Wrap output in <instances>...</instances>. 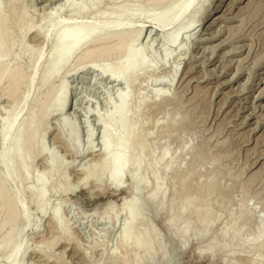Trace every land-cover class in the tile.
<instances>
[{"label":"rangeland","instance_id":"1","mask_svg":"<svg viewBox=\"0 0 264 264\" xmlns=\"http://www.w3.org/2000/svg\"><path fill=\"white\" fill-rule=\"evenodd\" d=\"M146 1H0V25L9 32L14 53L0 56V63L23 74L14 98L8 97L7 79H0V186L7 200L18 201L12 221H7L8 207L0 208V244L13 228L0 264H140V257L149 259L144 253L156 247L158 234L144 218L129 224L131 214L141 212L138 199L128 197L126 189L133 174L138 175L136 184L147 179L166 188L176 205L178 221L173 222L189 224V234L199 237L194 227L207 232L215 224V231L231 232L244 248L228 260L222 252L200 253L194 239L177 250L165 212L152 216L179 264H264V238H259L264 231V0H224L227 9L217 11L219 0H195L184 15L170 18L162 28L150 17L180 11L188 0L174 5L166 1L160 8ZM84 3L91 8L87 13L71 12L70 5ZM172 6L175 10L168 13ZM130 10L138 15L116 20V12ZM206 13L208 20L221 19L170 42ZM88 29L104 37L117 29L125 38L140 33L132 50L143 65L126 80L114 82L100 69L112 70L120 63L118 57L78 61L93 45L89 40L43 86L44 72L61 53L52 52L56 36ZM102 41L97 47L116 44V39ZM62 83L67 92L64 111L44 120L26 158V146H19L15 137L38 115L46 91L58 90ZM122 95L125 126L115 114ZM16 113V121L3 131ZM98 118L108 122L114 139L128 141L125 162L135 167L119 191L106 183ZM89 140L92 152L86 151ZM103 140L115 149L113 140ZM15 143L25 168V175H15L17 182L7 168L9 149L18 148ZM89 172L95 177L85 184ZM43 185L46 196L41 199L37 192ZM160 194L151 193L155 199H162ZM129 198L138 211L130 204L124 210L122 203ZM187 211L194 214L193 221H183Z\"/></svg>","mask_w":264,"mask_h":264},{"label":"bare ground","instance_id":"2","mask_svg":"<svg viewBox=\"0 0 264 264\" xmlns=\"http://www.w3.org/2000/svg\"><path fill=\"white\" fill-rule=\"evenodd\" d=\"M92 1L94 3H97L98 0H92ZM166 1H168L169 4L171 3L172 5H174L177 1H180V0H147L146 2H150L155 7L160 8L162 5L166 4L165 3ZM194 1L195 0H188L185 3V5L181 8L180 11L174 12L173 14L162 13L160 15H152V17H150V18L152 21H156L159 24V26L162 28L165 24L168 23L170 18H172V17L178 18L181 15H184V13L192 6ZM223 3H224V0H219L218 4L215 5V7H214L215 11L221 9ZM226 6L224 5L222 8L227 9L228 6L227 7ZM175 8H176V6H172L168 13L173 12L175 10ZM88 9H91V8L86 3H84L82 6H79V7L77 5H70V10L74 14H82L84 12L87 13ZM135 15H138V14L133 10H130L127 12L118 11V12H116V20H120V19L125 18V17H134ZM209 15H210V13H206L203 16L201 15L198 20L194 19L195 21L192 22L191 24H188V26L183 30V33H181L182 32V30H181V32H179L178 34H176V35L174 34L175 36L171 37L170 42L175 43V41L177 40L176 37L178 35L180 36V34L193 33L201 26H202V28L208 29L212 24H214L215 20L221 19V16L220 17L216 16V18L213 17V18L208 20ZM212 19H213V21H212ZM211 21H212V23H211ZM209 22L211 25L209 24ZM22 31H24V30H22ZM8 33H5L4 31H2V28L0 25V56H3V57H5L6 55H9L13 52L11 50V47L8 46V44H9L8 43V41H9V34ZM105 35H107V36L104 37L103 35H99L96 32H94V30L92 31V30L88 29V30H84L83 32H66V31H64L63 33L56 36V38L54 39V42H53L52 52L57 51V50H61V53L59 54L58 58L53 59L52 63L48 66V68L44 72L43 79H42V81H43L42 85L46 87V85L49 84L50 80L55 75H57V73L60 70L66 68V65L68 66L67 62H69L72 55H74L76 53V51L79 50L83 45H86V43L89 44L91 42H93V45L84 50L82 55L79 57L78 61H80L81 63H85V62L91 61L93 59H107V58H110L111 56L118 57V60H120L119 61L120 63L117 62V64H115V66L112 70H110V68L109 69L105 68V66L101 67V69H100V72L102 75L106 76L107 78H110L114 82H117L119 80L122 81L123 78H124V80H126L125 78L129 77V76L127 77L128 74L131 75L132 71L140 68L143 65L142 59L139 56H137V54L134 53L132 50L133 46H135V44H136L135 42H138L137 40L140 36V33L130 34L129 38H127L128 37V35H127V37L125 38L124 33H121L120 30L117 29V30L110 31L108 34H105ZM102 36H103V38H102ZM114 39H116V41H115L116 44L112 48H106L105 46L101 47V48L97 47V44H99L102 40L105 42L106 41L108 42L109 40L112 41ZM89 40H90V42H89ZM26 52H27V50H26ZM12 54H14V53H12ZM20 71H21L20 69L10 70L7 65L0 63V79L1 78L7 79L8 84H9L8 87L10 89V94L8 97H10V98L11 97L14 98L13 96H15L14 94L17 92V89L20 86L19 84H21L20 82H21V79L23 78L22 77L23 74ZM127 81H128V79H127ZM30 83H31V81H30ZM30 83H29V85H30ZM63 83L61 84V86L58 90L52 91V89H49L46 91V94L44 97L45 103L42 104L41 108H39L40 111H39L38 115L36 117H34V119L32 118V121H30V124L27 127V130H25V129L23 130V131H25V132H23V134H21V132H20V134L17 133L18 135L15 137V142L17 144H19V146H21V145L26 146L25 153H24L26 158L28 155L30 156V153H32V148H33L32 146H33V143L35 142L36 134L39 133L38 130H39L40 126L44 123V120L46 118H48L49 116H52V115L53 116H60L64 111V107L66 104L67 92H63L66 88V86H65L66 84L64 85ZM62 89H63V91H62ZM124 97L122 95V97L119 98L120 105H119V107L117 106V109L115 110V114L118 116L119 123H121V125L123 124L125 126L126 117H125V98ZM93 116H94V114H93ZM17 117H18L17 113L13 114V116L5 124L3 131L5 128L8 129L7 125L11 124L15 118L17 119ZM97 120H98V125H99L100 129H102V131H103L101 133L102 134V138H101L102 149H101L100 157H101V163H102L104 171L109 173V176L106 178V183L109 186V188H111L112 190L119 191V190L124 189L123 178L126 176V174L130 170L132 172H134V170L131 169V167H133L134 164H127L125 162V156L127 155V152H129L128 146H127L128 141H124L123 140L124 137L122 138L123 141H121L119 139H114V137L111 135V133L108 129V126H107L108 122L104 121L100 118H98ZM118 120H115V121L118 122ZM116 124H118V123H116ZM6 132L7 131L5 130V133ZM40 133H42V134L45 133L44 129L41 130ZM42 134H41V136H43ZM3 135H4V132H2V136ZM105 137H108L109 139L113 140V142L115 143V149H112L110 146L106 145V143H105L106 140H103ZM91 138H92V135L90 134L89 139L91 140ZM43 139H41V142L43 141ZM127 139L129 140V137H127L126 140ZM90 140H89L86 151L87 150L91 151V149H93ZM16 143H15V145H16ZM42 144H44V143H42ZM42 144L41 143L39 144L40 145L39 146V154H43V152L45 151L44 150L45 148H43ZM19 146H17V147L19 148ZM14 148H15L14 150L9 149V151H8L9 158L7 157L8 158L7 159L8 160L7 168H8V172H10V174L12 175L14 181H16L17 180L16 178H18V177L15 178V175L17 173L25 175L23 173V172H25V170H24L25 168H24L23 162H22L23 159H22L21 151H19L20 148L19 149L16 147H14ZM21 150H22V148H21ZM18 176H20V175H18ZM23 177L26 178V176H23ZM94 177H95L94 172L87 173L85 180H84V183L86 184V182L89 179H93ZM137 178H138V175H136V174L131 175V182H132L131 187L134 186V188L131 189V187H128L126 189L128 190V197L138 199L139 209L141 212H136V213L131 214L129 224L130 225L133 224L134 222H136L140 218L141 219L144 218V219L148 220L158 234V239L156 240V247H154V249H157L159 247V244H160L161 235L158 233L154 224L151 221L152 216H159L161 213L165 212V214L167 216V220H168L167 228H168L169 232L171 233V235H173L174 233H177L180 235V234L185 233V232L182 228H180V226H183L181 223L173 222L174 221L173 219H172L173 221L169 220L173 216L176 217V215L174 214V210H173L174 208H176V205H174L171 202L170 198L167 196V193L165 190L166 188H164L163 186L160 187L157 184V182L154 180H152V182H151L147 179L141 183L136 184ZM102 181H103V178L97 180L96 186L100 187L102 184ZM163 189L165 190L164 191L165 194H162ZM154 191L161 193L163 195L162 199H159L158 198L159 196H157L155 199L154 196L151 195V193H153ZM37 196L41 199L45 198L46 193H45V186L44 185L37 192ZM6 198L7 197H5V192L3 191V188L0 186V208L6 207V206L8 207L7 210L9 213H8L7 221H12V217H13L12 209L13 208L17 209L18 201H17V203H15V201H16L15 199H14L15 201L13 199H12L13 201L11 199H8L9 200L8 201ZM132 198H129L128 199L129 201H127V199H126L122 203L124 210L130 204L134 207V210L138 211L137 206L133 205V199ZM157 199H159L160 201L157 202L156 201ZM108 208H110V207H108ZM106 212H107V210H106ZM178 215L182 216L181 214H178ZM51 217L53 218V220L56 221V223L59 226H61V221L55 215H52ZM177 218L178 217H176V219ZM185 218L187 220L184 219L183 221H190V219L193 221L194 220V214H191V212L187 211ZM214 226H215V224L213 226H211V228L207 232H203V229H204L203 227H201L200 229H197V227H194L193 230L197 231V233L200 234L199 237H195L192 234H189L190 237H193V239L199 243V245H200L199 249L200 248L202 249L201 251H199L200 253L222 252V253H224L225 257L228 260L230 257H233V256L241 253L244 250L243 246L240 243H238V238L235 235H232L231 232L222 233V232H220L221 229L215 231ZM11 227H13V226L11 225ZM189 227H191V226L188 224V226L184 227V228L186 230H189ZM12 235H13V228H11L10 232L6 235V237L4 236L3 242L1 241L2 244H0L1 245L0 246V252L6 247L7 241L11 238ZM259 238H264V231H262ZM176 241H177V250H182V247H183L182 244L183 243L179 240H176ZM202 251H206V252H202ZM144 254H146V253H144ZM157 255H160V254H157ZM160 256H163V253ZM160 256H158V257H160ZM144 258L140 257L138 259L140 264L144 263V260L149 262L152 259V256H150L149 259L148 258L144 259ZM157 262L158 263H156V264H168V261L164 260V259H163L162 263L159 260H157Z\"/></svg>","mask_w":264,"mask_h":264},{"label":"water","instance_id":"3","mask_svg":"<svg viewBox=\"0 0 264 264\" xmlns=\"http://www.w3.org/2000/svg\"><path fill=\"white\" fill-rule=\"evenodd\" d=\"M172 219L174 221H177L175 216H173L169 220L173 221ZM184 227H187V225L180 226V228H182L185 233H182L180 235L177 233H174L172 235L176 240H179L183 243L182 249L186 247V245L188 244V241L190 239H193V237H190L189 231L186 230ZM156 230L161 235L159 247L157 249H151L148 252H146V255L149 256V254H150L152 256V259L149 262L144 260V263H142V264H156V263H158L157 260H159L162 263L163 259L167 260L168 264H179V259L177 257H175L174 254H172L174 251H172L171 248H169L168 243L166 242L165 237L162 234V232L158 228H156ZM186 231H188V232H186ZM201 250L202 249L200 248L199 251H201ZM202 252H206V251H202ZM162 253H163V256H160ZM157 254H160V255H157ZM158 256H160V257H158Z\"/></svg>","mask_w":264,"mask_h":264}]
</instances>
